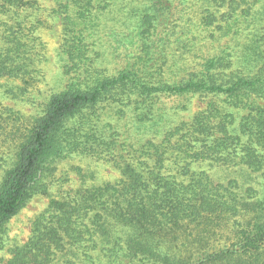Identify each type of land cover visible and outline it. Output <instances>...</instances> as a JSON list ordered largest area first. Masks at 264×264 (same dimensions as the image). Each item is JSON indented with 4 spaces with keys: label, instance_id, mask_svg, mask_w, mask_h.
<instances>
[{
    "label": "trees",
    "instance_id": "trees-1",
    "mask_svg": "<svg viewBox=\"0 0 264 264\" xmlns=\"http://www.w3.org/2000/svg\"><path fill=\"white\" fill-rule=\"evenodd\" d=\"M52 2L0 0L3 93L37 109L0 113L3 264H264V0ZM52 20L61 77L45 91ZM70 159L84 184L54 194ZM39 196L14 243L8 223Z\"/></svg>",
    "mask_w": 264,
    "mask_h": 264
},
{
    "label": "rangeland",
    "instance_id": "rangeland-1",
    "mask_svg": "<svg viewBox=\"0 0 264 264\" xmlns=\"http://www.w3.org/2000/svg\"><path fill=\"white\" fill-rule=\"evenodd\" d=\"M40 4L43 10V15L49 16V12L53 7L52 0H40ZM42 34L46 43L47 59L42 66L43 75H41L40 78L41 82H37V87H41L45 91H50L52 88L56 87L61 77L58 57L56 56L61 36L59 21L52 20V22H49V24L44 27ZM16 83L20 84L21 82L18 81ZM4 85H7L6 80L1 79L0 113H3V117L6 121L14 120L15 118L22 115L29 117L37 112L35 104L28 103L24 100L14 98L10 94L3 93L5 90ZM191 102L190 109L184 111V117H190L192 114L197 112V110L204 106V104L197 100V98L191 99ZM260 103L264 104V100H261ZM3 117H0V120H3ZM0 131L2 132L1 128ZM1 137L2 136L0 133V139ZM4 151H7V146L0 142V155H2ZM86 165L89 166L87 162L81 161L80 159H70L62 163L59 166L57 172L58 183L56 186V192L53 191V193H57V189H60L59 186H62L64 190H75L76 188L81 187L84 184V178H82L80 166ZM99 172L100 175L105 179L116 181L120 178V174L110 166L103 165V168L101 170L99 169ZM49 201V197H36L31 200L17 216L11 219L7 227L9 230V235L14 243L22 245L28 241L31 235V229L34 220L46 209ZM10 256V252L0 251V264H3L5 261H7Z\"/></svg>",
    "mask_w": 264,
    "mask_h": 264
}]
</instances>
